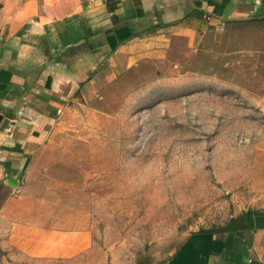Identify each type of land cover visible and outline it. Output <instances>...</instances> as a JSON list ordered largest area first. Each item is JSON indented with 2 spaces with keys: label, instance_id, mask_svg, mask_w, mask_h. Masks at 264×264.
<instances>
[{
  "label": "rangeland",
  "instance_id": "obj_1",
  "mask_svg": "<svg viewBox=\"0 0 264 264\" xmlns=\"http://www.w3.org/2000/svg\"><path fill=\"white\" fill-rule=\"evenodd\" d=\"M180 70L145 65L68 102L29 172L22 212L89 233V250L31 257L11 241L12 216L0 264H164L191 234L264 207V108Z\"/></svg>",
  "mask_w": 264,
  "mask_h": 264
},
{
  "label": "crops",
  "instance_id": "obj_2",
  "mask_svg": "<svg viewBox=\"0 0 264 264\" xmlns=\"http://www.w3.org/2000/svg\"><path fill=\"white\" fill-rule=\"evenodd\" d=\"M121 28L130 38L110 52ZM167 63L198 87L239 89L264 108V0H0V228H9L12 216L21 220L10 235L18 249L36 258L89 250L87 232L26 219L29 172L71 99ZM197 233L164 264L182 249L199 254L192 264H264V229L212 239Z\"/></svg>",
  "mask_w": 264,
  "mask_h": 264
},
{
  "label": "trees",
  "instance_id": "obj_3",
  "mask_svg": "<svg viewBox=\"0 0 264 264\" xmlns=\"http://www.w3.org/2000/svg\"><path fill=\"white\" fill-rule=\"evenodd\" d=\"M130 38V35L126 34L124 29H118L116 32H114V36L110 38L111 42V51H114L116 49V46L118 43L123 42L124 40ZM264 229V211L262 210H256V209H249L243 213H241L239 216L231 218L224 226L222 227H214L210 229H201L198 231L196 235H194V238H201L203 236H208L212 239V236L216 234H223V233H232L239 236H244L246 233L249 232H255L258 230ZM192 241H189L187 243V246L191 244L194 240L193 238L190 239ZM180 254H177L172 258L171 263L172 264H184L183 262L186 260L187 264H192V261L190 259H198L200 258L199 254L197 252L191 253V254H185L183 253V249L178 252ZM208 256V254L206 255ZM182 260V261H181ZM151 263L150 261H146V264Z\"/></svg>",
  "mask_w": 264,
  "mask_h": 264
}]
</instances>
